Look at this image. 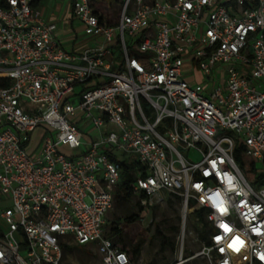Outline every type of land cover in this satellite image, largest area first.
Returning <instances> with one entry per match:
<instances>
[{
    "label": "built area",
    "instance_id": "built-area-1",
    "mask_svg": "<svg viewBox=\"0 0 264 264\" xmlns=\"http://www.w3.org/2000/svg\"><path fill=\"white\" fill-rule=\"evenodd\" d=\"M36 1L0 7V264H75L65 238L130 264L105 235L124 162L144 212L204 219L210 264H264V0H121L115 25L74 0L81 52Z\"/></svg>",
    "mask_w": 264,
    "mask_h": 264
},
{
    "label": "rangeland",
    "instance_id": "rangeland-1",
    "mask_svg": "<svg viewBox=\"0 0 264 264\" xmlns=\"http://www.w3.org/2000/svg\"><path fill=\"white\" fill-rule=\"evenodd\" d=\"M227 65H223L226 68ZM184 78L188 81L197 82L205 85V77L200 71L193 69L192 72L187 68L184 69ZM215 74V80L207 83V90L209 86L215 83L219 85L221 73ZM190 74V75H189ZM98 139V131L86 128L87 132ZM41 132H37L33 139V146L39 144ZM131 214L139 213L138 199L135 197L131 200L125 201L121 206H118L115 196L112 209L107 215V224L105 226V235L111 236V223L113 220L126 216V212ZM143 217L132 223L126 224L123 222L119 227L121 230V239L126 244L125 252L130 257V251L139 242L143 241L139 258L135 264H210L207 259L198 255L202 245L199 242L198 229L194 223L188 221L185 227L182 224L181 210L179 205H158L142 215ZM122 223V221H118ZM165 238L167 244H163L162 238ZM198 240V241H197ZM115 244L122 248L118 242L117 237L114 236ZM170 243L175 244V248L171 249ZM94 248L89 249L84 246H70L68 253L71 260L75 264H100L98 255L94 254Z\"/></svg>",
    "mask_w": 264,
    "mask_h": 264
},
{
    "label": "trees",
    "instance_id": "trees-1",
    "mask_svg": "<svg viewBox=\"0 0 264 264\" xmlns=\"http://www.w3.org/2000/svg\"><path fill=\"white\" fill-rule=\"evenodd\" d=\"M0 7L8 8L7 0H0ZM92 7L94 9L95 14L99 17L101 22L106 23L107 25H115L118 22L120 12L110 11V9H108L107 6L105 4H102V3L100 5H98L99 8L95 9L93 4H92ZM104 14H106V16H104ZM9 85H10V80L0 79V86H9ZM238 163L241 166H243L242 158H240V157L238 158ZM134 165L136 166L137 163L136 164H130V165L127 164L126 162L122 163V167H123L122 178H121L120 184L117 188V192H116L115 196L117 199L118 206H121L125 203V201L131 200V199L136 197L138 199L139 213L138 214H131V213H129V211H127V209H125L126 216H124V218L120 217L118 219H115L111 223V232H110L111 236H109V238L113 241L114 244H115L114 236L117 237L118 242L122 246V248H120V249L123 251L127 250L126 249L127 246L124 243L123 239H121V237H120L121 230L119 229L120 228L119 226L121 224H123V222L126 224H132V223L140 220L143 217L142 215H144V209L140 203V198L133 193V189H132V184L135 180L134 173H133L134 168H135ZM168 201H169L168 205H179L178 201L175 202L171 198ZM153 208H156V207H153ZM201 220L204 224V228L201 230V229H199L198 225H196V227L198 229V237L200 238V240L202 242H205L208 240V236L205 232L206 223H205L204 219H201ZM118 221H122V223L119 224ZM69 240H70V238H65L61 241V245H62L64 252H67L69 247H70L67 244V241H69ZM162 242H163V244H167L164 237L162 238ZM143 244H144V242L141 241L136 246H134L130 251H128L130 253V257H129L130 258V264L136 263V260L140 256L141 247L143 246ZM170 246H171V249L175 248L174 243H170Z\"/></svg>",
    "mask_w": 264,
    "mask_h": 264
},
{
    "label": "crops",
    "instance_id": "crops-1",
    "mask_svg": "<svg viewBox=\"0 0 264 264\" xmlns=\"http://www.w3.org/2000/svg\"><path fill=\"white\" fill-rule=\"evenodd\" d=\"M73 2L74 0H37L34 8L40 12L44 22L55 23L57 26L55 38L64 49L81 52L86 48L98 46L102 39L88 37L84 33L83 25L73 15ZM101 3L112 12L121 11V0H93L92 4L96 9ZM82 126L83 129L88 128L86 125ZM65 151L72 153L68 149Z\"/></svg>",
    "mask_w": 264,
    "mask_h": 264
},
{
    "label": "clouds",
    "instance_id": "clouds-1",
    "mask_svg": "<svg viewBox=\"0 0 264 264\" xmlns=\"http://www.w3.org/2000/svg\"><path fill=\"white\" fill-rule=\"evenodd\" d=\"M261 259H264V257H261Z\"/></svg>",
    "mask_w": 264,
    "mask_h": 264
}]
</instances>
